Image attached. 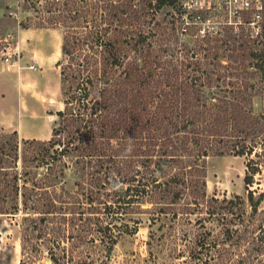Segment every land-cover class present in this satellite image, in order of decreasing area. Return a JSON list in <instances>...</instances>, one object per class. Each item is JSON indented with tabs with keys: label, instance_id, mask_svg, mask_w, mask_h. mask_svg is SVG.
I'll list each match as a JSON object with an SVG mask.
<instances>
[{
	"label": "trees",
	"instance_id": "16d2710c",
	"mask_svg": "<svg viewBox=\"0 0 264 264\" xmlns=\"http://www.w3.org/2000/svg\"><path fill=\"white\" fill-rule=\"evenodd\" d=\"M23 1L35 27L63 31L64 107L48 139L0 131V214H22L21 263L39 264L41 243L52 264H76L73 250L93 255L96 241L108 258L144 203L174 223L198 214L196 264L261 262L264 11L258 32L185 38L180 0ZM211 154L245 157L247 198L207 194Z\"/></svg>",
	"mask_w": 264,
	"mask_h": 264
},
{
	"label": "rangeland",
	"instance_id": "374dc122",
	"mask_svg": "<svg viewBox=\"0 0 264 264\" xmlns=\"http://www.w3.org/2000/svg\"><path fill=\"white\" fill-rule=\"evenodd\" d=\"M4 3H11L18 9L20 25L13 19L0 22V35L6 31L15 34L17 50L21 52V60L32 63L34 54L45 53L51 50V66L44 70V83L39 82L37 90L33 78L29 72H39L43 68L36 63L37 69L23 68L26 85H11L10 78L15 77L11 70L7 71L6 80L3 82L4 95L0 97V131L17 130L19 138H41L48 139L52 127L55 125L58 116L56 111L63 109V97L59 95L60 89L55 85V75L59 71L56 66V58L62 44V29L53 27H35L42 18L32 7H25L23 0H3ZM44 2V1H43ZM22 22V23H21ZM23 24L29 27H23ZM171 34V31L164 33ZM159 36V35H158ZM191 44V43H190ZM62 48V47H61ZM60 54V52H59ZM59 57L58 59H60ZM57 59V60H58ZM46 69V67L44 68ZM6 72V71H5ZM46 79L50 84H46ZM261 92L255 96L253 108L255 112H264V83ZM246 159L244 156L233 154L216 155L211 154L206 159L207 165V194L217 197H233L239 194L247 198V191L244 182L246 170ZM253 188L264 191V165L262 172L257 175ZM153 205L144 203L138 212L131 214L138 220V230L134 233H123L118 239L111 256H105L106 252L99 241L93 247L92 254H88L87 248L78 247L73 250V257L76 264H91L96 260L97 264H196L192 260L189 251L192 248L190 238L201 229L195 224L197 213H178L176 223L173 222L172 213L156 218L150 210ZM264 209V199L261 202ZM248 209L250 207L248 206ZM202 215V214H201ZM21 222L22 214L15 215L0 214V264H22L24 255L21 246ZM217 224L216 232L219 230ZM129 224H133L130 220ZM214 228V227H213ZM119 229L116 228V232ZM151 241V243H148ZM68 246L71 243L66 242ZM246 249L243 246V250ZM179 257H175V256ZM87 259V263H85ZM92 259V260H91ZM250 264H257L258 260ZM39 264H52L46 245L41 243ZM264 264V257L258 264ZM24 264H28L24 262Z\"/></svg>",
	"mask_w": 264,
	"mask_h": 264
},
{
	"label": "built area",
	"instance_id": "2783aa9c",
	"mask_svg": "<svg viewBox=\"0 0 264 264\" xmlns=\"http://www.w3.org/2000/svg\"><path fill=\"white\" fill-rule=\"evenodd\" d=\"M264 0H180V33L182 37H204L223 33L226 29L234 32L251 27L256 32L261 27ZM4 18H15L20 25L18 9L11 3L0 0V22ZM23 68L37 69L32 63L21 60L17 50L15 34L6 31L0 35V70Z\"/></svg>",
	"mask_w": 264,
	"mask_h": 264
},
{
	"label": "crops",
	"instance_id": "0c3cea01",
	"mask_svg": "<svg viewBox=\"0 0 264 264\" xmlns=\"http://www.w3.org/2000/svg\"><path fill=\"white\" fill-rule=\"evenodd\" d=\"M61 47H62V44L60 46V50H57L58 51V57L55 60L56 66H57V61L59 60L58 58L61 57V52H62ZM59 52H60V54H59ZM50 54H51V50H45V53H42V54H40V53L37 54V52H35V54H34L33 58H34L35 62L40 66V68H43L42 70H39V72L35 71V73H32V72L28 73L31 76V78H33L36 90H37L38 80H39V82L44 83V70H47V67L51 66V63H50V61H51L50 56L51 55ZM45 67H46V69H44ZM58 69H59V67H58ZM7 71L8 70H0V97L2 95H4L3 82H4V80H6L5 77L8 74ZM11 72L14 75H16L15 77L12 76L10 78V81H11L10 84L11 85H15L16 82H17L18 86H20V88L26 85L27 71H25V73L22 71H20L18 73L15 70H11ZM46 84H47V86H48V84H50V81L48 82L47 79H46ZM55 85L57 86L58 89H60V91H58V92H59V95H61L60 70L56 72Z\"/></svg>",
	"mask_w": 264,
	"mask_h": 264
}]
</instances>
